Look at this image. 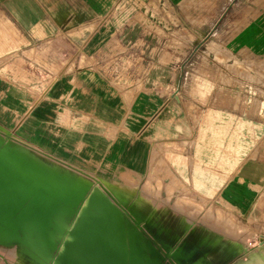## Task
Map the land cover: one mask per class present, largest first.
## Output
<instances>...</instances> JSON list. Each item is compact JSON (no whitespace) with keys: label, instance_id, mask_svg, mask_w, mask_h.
<instances>
[{"label":"crops","instance_id":"1","mask_svg":"<svg viewBox=\"0 0 264 264\" xmlns=\"http://www.w3.org/2000/svg\"><path fill=\"white\" fill-rule=\"evenodd\" d=\"M223 51L264 55V0H0V122L13 123L0 126L91 193L120 210L118 202L129 203L130 225L100 211L85 225L119 264L161 263L136 222L173 247L177 264H227L244 245L220 240L200 219L165 214L163 222L144 195L132 203L126 189L88 171L161 186V201L227 205L241 225L264 215V159L247 141L260 136L259 123L212 107L210 86L191 77L222 73L195 59ZM105 232L113 245L99 244ZM207 245L218 254L209 256ZM241 264L258 263L250 256Z\"/></svg>","mask_w":264,"mask_h":264},{"label":"rangeland","instance_id":"2","mask_svg":"<svg viewBox=\"0 0 264 264\" xmlns=\"http://www.w3.org/2000/svg\"><path fill=\"white\" fill-rule=\"evenodd\" d=\"M206 41L202 42L198 50L206 49ZM209 49L220 50V47L209 46ZM218 53V52H217ZM216 58H196L199 62L198 65H211L219 66L222 68V73L210 74L208 76L194 73L191 77L197 83H207L212 89L213 100L212 107H218L230 112L238 113L245 119L254 120L260 125V136L254 139H248L249 143L257 146L256 152L261 151L259 154L255 153L252 156L264 159V55L242 54L235 55L230 51H223L222 54ZM209 91V90H207ZM8 128H12V122H0ZM0 129L6 133L10 131L0 126ZM15 144L21 145L22 143L16 139H12ZM168 154L165 155L166 161L172 163L173 152L172 143H168ZM194 145V143H193ZM22 146V145H21ZM26 146V145H25ZM30 153H34L33 149L29 147ZM53 160V159H51ZM61 165H65L60 163ZM96 177H102L118 187L126 189L132 195V203L134 198L139 194L144 195L148 201L149 206H157L160 214L163 216V222L166 220L165 214L171 217V220L176 221L178 218L182 220L187 219L188 222H193V219H200L199 227H206L208 230L215 232V237L222 236L220 240L228 243H239L243 246L240 255L233 257L227 264H241L245 263L250 256L258 264H264V215L260 217H250L245 219L242 223H237V219L233 217L230 207L224 204L208 203V202H172L161 201V186L143 185L140 186V180H133L126 176L123 172L116 175L97 171H88ZM101 175V176H100ZM93 178V177H91ZM94 179V178H93ZM96 184V181H93ZM129 203L118 202V206L128 213ZM224 205V207H221ZM264 207V203H259ZM188 206H193L196 211H214L213 213H188ZM222 208V209H221ZM168 212V213H164ZM264 213V210H262ZM201 214V215H200ZM128 215V214H127ZM201 216V217H200ZM223 219L227 221L226 225L214 224ZM204 223V224H202ZM209 227H208V226ZM240 226L239 230L238 227ZM242 226V228H241ZM139 227L145 232L149 238L153 240L154 246L161 254V264H177L172 256L173 247L169 250L163 248L145 229L144 223L140 222ZM220 231L222 233H220ZM188 233L179 236L181 239L188 237ZM214 237V236H213ZM241 241V242H239ZM262 242L263 245L260 244ZM207 245L204 248L209 256L218 254L217 250H212ZM210 252H212L210 254ZM213 261V260H212ZM213 263V262H212ZM0 264H36L32 259L23 251L18 245H5L0 244Z\"/></svg>","mask_w":264,"mask_h":264},{"label":"water","instance_id":"3","mask_svg":"<svg viewBox=\"0 0 264 264\" xmlns=\"http://www.w3.org/2000/svg\"><path fill=\"white\" fill-rule=\"evenodd\" d=\"M90 193L51 177L1 145L0 241L24 243L47 264L56 263L66 245L76 247L94 264H119L79 231Z\"/></svg>","mask_w":264,"mask_h":264},{"label":"bare ground","instance_id":"4","mask_svg":"<svg viewBox=\"0 0 264 264\" xmlns=\"http://www.w3.org/2000/svg\"><path fill=\"white\" fill-rule=\"evenodd\" d=\"M1 145L7 146L12 151L22 156L25 160H27L28 162H30L31 164L39 168L41 171L47 173L51 177L58 179L67 185L73 186L83 192H86L87 190H90L91 188L89 183L81 179H78L75 176L62 173L58 169H55L54 167L49 166L47 163H45L44 161L40 160L38 157L30 153L28 146L22 147L19 144L18 145L15 144L12 140V137L8 133H5L0 130V146ZM112 207L115 209V212L118 210L121 213H117L115 215L114 214L115 212L113 211ZM95 211H98V212L100 211V213H107L105 215L111 216L112 218L116 216V219L118 220L121 219V222L125 221L128 225H130V221L128 217L124 214L125 212L123 210H120L107 196L103 194H98L96 191H93L92 193H90L88 203L83 213V222L81 224L82 227L79 228V231L82 234H85L88 239H90L92 235L85 232L87 230L85 225H87V223L90 221L91 218L96 216L95 215L96 213L93 214ZM136 224L138 225V222H136ZM128 228L130 227L128 226ZM106 230H110V229H106ZM113 235L114 234H112L111 232H105V234L101 236L102 241L99 244H101L103 247L109 246L111 244V238L113 237ZM131 236H132V232L128 230V237H131ZM115 241H119V239ZM3 242L0 241V244L20 246L23 249V251L36 264H47L46 263L47 260L42 258L39 254L36 253V251L31 249L28 245L21 243V242H12V241H3ZM79 254H80V251L76 247H74L73 245H66L63 248L59 259L56 260V263L54 264H94L88 258H86L85 260H83L82 258H78L77 256Z\"/></svg>","mask_w":264,"mask_h":264}]
</instances>
